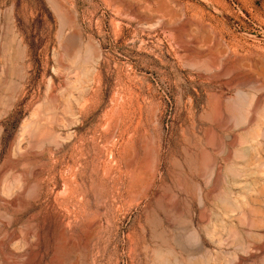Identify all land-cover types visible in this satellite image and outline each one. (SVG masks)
Masks as SVG:
<instances>
[{"label": "rangeland", "instance_id": "obj_1", "mask_svg": "<svg viewBox=\"0 0 264 264\" xmlns=\"http://www.w3.org/2000/svg\"><path fill=\"white\" fill-rule=\"evenodd\" d=\"M263 83L264 0H0V264H264Z\"/></svg>", "mask_w": 264, "mask_h": 264}, {"label": "bare ground", "instance_id": "obj_2", "mask_svg": "<svg viewBox=\"0 0 264 264\" xmlns=\"http://www.w3.org/2000/svg\"><path fill=\"white\" fill-rule=\"evenodd\" d=\"M264 84V83H263ZM262 85V84H261ZM259 104V99L256 100V103L254 104V109H256L255 107ZM252 116V115H251ZM47 138V137H46ZM256 158V157H255ZM264 161V160H263ZM262 162V161H261ZM260 162V163H261ZM263 163V162H262ZM264 191V190H263ZM240 212V211H239ZM147 246V245H146ZM251 256V255H250Z\"/></svg>", "mask_w": 264, "mask_h": 264}]
</instances>
